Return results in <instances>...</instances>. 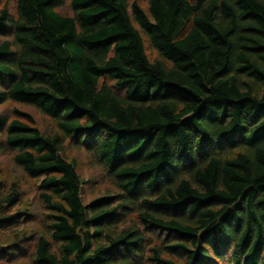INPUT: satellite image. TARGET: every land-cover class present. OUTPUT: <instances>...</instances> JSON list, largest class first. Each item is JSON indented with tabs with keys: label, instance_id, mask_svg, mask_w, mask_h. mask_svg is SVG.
Masks as SVG:
<instances>
[{
	"label": "trees",
	"instance_id": "trees-1",
	"mask_svg": "<svg viewBox=\"0 0 264 264\" xmlns=\"http://www.w3.org/2000/svg\"><path fill=\"white\" fill-rule=\"evenodd\" d=\"M9 1L0 106L57 129L0 114V139L54 212L59 254L39 237L34 264H264V0H146L147 13L69 0L71 16L64 0H16L15 15ZM67 141L115 194L83 204ZM18 202L0 190V230Z\"/></svg>",
	"mask_w": 264,
	"mask_h": 264
},
{
	"label": "rangeland",
	"instance_id": "rangeland-1",
	"mask_svg": "<svg viewBox=\"0 0 264 264\" xmlns=\"http://www.w3.org/2000/svg\"><path fill=\"white\" fill-rule=\"evenodd\" d=\"M15 1L8 2V10L15 15ZM130 5L136 3L147 13L146 0H129ZM60 14L71 16L69 0H64V5L57 10ZM145 50L149 60L156 59V53L145 44ZM14 110L29 115L32 125L41 133H55L57 129L50 119L42 115L36 109L13 102H6L0 106V114L14 119ZM66 151L64 158L69 163H74L75 170L84 182L81 186V200L88 204L91 200L103 196L115 194V187L111 180L103 175L100 168L92 161L83 150L74 146L73 142H65ZM15 152L9 150L3 139H0V183L2 194H8L16 189L19 194V202L12 208L3 205V213L8 216H16L12 226L0 230V264H34V242L39 237H44L51 244L52 252L59 254V245L51 238L50 211L42 201L40 195V180L30 178L27 173L14 162ZM128 224L135 222L134 215L129 216ZM150 239H152L149 236Z\"/></svg>",
	"mask_w": 264,
	"mask_h": 264
}]
</instances>
